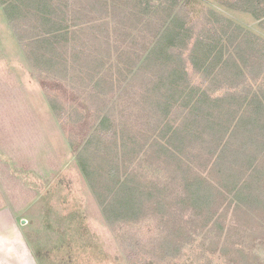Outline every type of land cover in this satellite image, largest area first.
Listing matches in <instances>:
<instances>
[{
    "label": "trees",
    "instance_id": "obj_1",
    "mask_svg": "<svg viewBox=\"0 0 264 264\" xmlns=\"http://www.w3.org/2000/svg\"><path fill=\"white\" fill-rule=\"evenodd\" d=\"M215 2L264 31V0ZM204 4L0 0L29 69L94 112L70 147L143 264H264V37ZM78 213L59 219L61 244L83 230ZM139 225L146 237L128 236Z\"/></svg>",
    "mask_w": 264,
    "mask_h": 264
},
{
    "label": "rangeland",
    "instance_id": "obj_2",
    "mask_svg": "<svg viewBox=\"0 0 264 264\" xmlns=\"http://www.w3.org/2000/svg\"><path fill=\"white\" fill-rule=\"evenodd\" d=\"M199 1L264 37L252 17L227 11L216 0ZM194 18L197 23L202 15ZM13 26L0 5V264H143L139 246H124L111 232L70 147L71 135H84L94 123V112H84L78 93L37 78ZM51 102L68 110L78 104L84 118L61 119ZM64 198L65 209L58 206ZM73 211L83 216L76 225L83 230L61 244L57 224ZM131 228L128 236L146 237L140 225ZM46 242L52 250L41 251ZM133 250L136 256L130 257Z\"/></svg>",
    "mask_w": 264,
    "mask_h": 264
}]
</instances>
